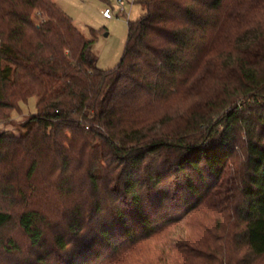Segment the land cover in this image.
I'll list each match as a JSON object with an SVG mask.
<instances>
[{"label":"trees","instance_id":"1","mask_svg":"<svg viewBox=\"0 0 264 264\" xmlns=\"http://www.w3.org/2000/svg\"><path fill=\"white\" fill-rule=\"evenodd\" d=\"M140 3L103 70L53 0H0V123L37 99L0 264H264V0Z\"/></svg>","mask_w":264,"mask_h":264},{"label":"rangeland","instance_id":"2","mask_svg":"<svg viewBox=\"0 0 264 264\" xmlns=\"http://www.w3.org/2000/svg\"><path fill=\"white\" fill-rule=\"evenodd\" d=\"M140 1L123 0L126 12L119 15L115 0H53L73 20L85 38L94 36L93 59L97 67L103 70H111L119 65L129 37V21H136L143 14ZM109 6L113 9V19L102 16V11ZM20 108L18 114L12 113L11 118L0 123V131L16 137L26 132L24 123L37 113V99L30 98L27 103L20 104ZM3 235L19 242L25 240V235L15 225L5 229Z\"/></svg>","mask_w":264,"mask_h":264},{"label":"built area","instance_id":"3","mask_svg":"<svg viewBox=\"0 0 264 264\" xmlns=\"http://www.w3.org/2000/svg\"><path fill=\"white\" fill-rule=\"evenodd\" d=\"M116 1V4L119 8V15H123L126 11H125V8L123 6V0H115ZM102 16L103 18L105 19H113L114 15H113V9L109 6L107 8H105L103 11H102Z\"/></svg>","mask_w":264,"mask_h":264}]
</instances>
